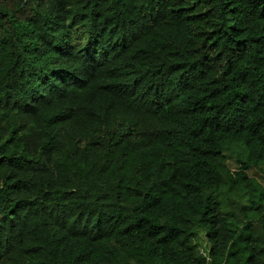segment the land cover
<instances>
[{
  "label": "trees",
  "instance_id": "1",
  "mask_svg": "<svg viewBox=\"0 0 264 264\" xmlns=\"http://www.w3.org/2000/svg\"><path fill=\"white\" fill-rule=\"evenodd\" d=\"M0 264H264V0H0Z\"/></svg>",
  "mask_w": 264,
  "mask_h": 264
},
{
  "label": "rangeland",
  "instance_id": "2",
  "mask_svg": "<svg viewBox=\"0 0 264 264\" xmlns=\"http://www.w3.org/2000/svg\"><path fill=\"white\" fill-rule=\"evenodd\" d=\"M227 163L229 164V166L235 170L238 169L239 164L236 162L235 158L233 156H230L227 158ZM204 242H206V240L202 239Z\"/></svg>",
  "mask_w": 264,
  "mask_h": 264
}]
</instances>
